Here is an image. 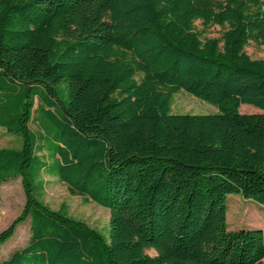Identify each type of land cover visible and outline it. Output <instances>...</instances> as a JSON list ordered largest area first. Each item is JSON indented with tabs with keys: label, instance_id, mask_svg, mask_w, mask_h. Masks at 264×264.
Masks as SVG:
<instances>
[{
	"label": "trees",
	"instance_id": "16d2710c",
	"mask_svg": "<svg viewBox=\"0 0 264 264\" xmlns=\"http://www.w3.org/2000/svg\"><path fill=\"white\" fill-rule=\"evenodd\" d=\"M250 41L264 46V0H0V128L21 138L0 149V185L19 177L24 195L0 243L30 220L0 264H263V230L226 223L228 194L264 205V114L239 111L264 110ZM180 90L218 110L171 113ZM35 162L107 208L108 230L35 196Z\"/></svg>",
	"mask_w": 264,
	"mask_h": 264
},
{
	"label": "rangeland",
	"instance_id": "374dc122",
	"mask_svg": "<svg viewBox=\"0 0 264 264\" xmlns=\"http://www.w3.org/2000/svg\"><path fill=\"white\" fill-rule=\"evenodd\" d=\"M195 28L198 30L203 29L200 20L194 22ZM226 26L209 25L204 28L205 36H219ZM247 54L253 58H264V46L255 44L250 41L245 48ZM59 88V96L61 98L67 97V84L62 81L57 86ZM39 101L35 99L34 108L36 109ZM249 107H254L251 104H242L240 111L245 112ZM218 110L217 106L209 102L200 100L193 95L182 90L173 94L170 100L171 113H190V114H206L213 113ZM35 115L40 116L42 111L35 110ZM33 130L37 129L35 122L30 123ZM36 131L38 135V142L48 143L49 136H44L42 130L39 128ZM21 146V138L17 134H10L4 129L0 128V149L1 148H15L19 149ZM38 164L33 163L30 168V176L33 178V192L35 196L45 201L52 209H58L62 203H65L68 208V213L80 220H84L88 225L98 229L101 232L108 230V217L109 210L95 202L83 201L79 195H71L68 192L65 183L60 182L54 177L45 175L39 172ZM37 174V175H36ZM47 181L45 189L40 195L38 180L42 179ZM226 223L227 228L231 230L239 228H254L261 226L264 233V205L256 203L250 199L243 198L238 193H231L226 196ZM24 204V195L19 177L12 178L10 181L0 185V233L7 228L10 223L20 213ZM30 220L26 218L23 222L16 226L14 234L4 243H0V262L10 256L16 249L23 247L29 238ZM258 228V227H257ZM153 253L152 250L148 251ZM264 264V260H263Z\"/></svg>",
	"mask_w": 264,
	"mask_h": 264
},
{
	"label": "crops",
	"instance_id": "0c3cea01",
	"mask_svg": "<svg viewBox=\"0 0 264 264\" xmlns=\"http://www.w3.org/2000/svg\"><path fill=\"white\" fill-rule=\"evenodd\" d=\"M239 111H240V107H239ZM241 112V111H240ZM243 113H263L264 114V110L260 109V108H257V107H249L248 110H246L245 112ZM258 228H261V226H257ZM264 260V259H263Z\"/></svg>",
	"mask_w": 264,
	"mask_h": 264
}]
</instances>
